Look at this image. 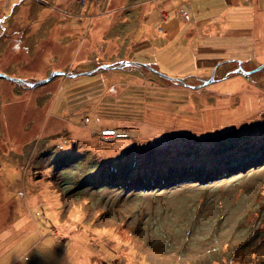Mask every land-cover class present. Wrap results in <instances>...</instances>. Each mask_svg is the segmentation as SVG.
<instances>
[{
	"label": "rangeland",
	"instance_id": "1",
	"mask_svg": "<svg viewBox=\"0 0 264 264\" xmlns=\"http://www.w3.org/2000/svg\"><path fill=\"white\" fill-rule=\"evenodd\" d=\"M56 71L0 77V264H264V0H0Z\"/></svg>",
	"mask_w": 264,
	"mask_h": 264
},
{
	"label": "water",
	"instance_id": "2",
	"mask_svg": "<svg viewBox=\"0 0 264 264\" xmlns=\"http://www.w3.org/2000/svg\"><path fill=\"white\" fill-rule=\"evenodd\" d=\"M130 63H132V62H130V61H124V62H121L119 65H122V64H130ZM238 63H240V62H238ZM136 64L141 65V66H146L144 63L136 62ZM101 66L104 67V68L113 67V65H110V64H102ZM146 67H148V66H146ZM148 68H150V67H148ZM239 68H241L240 65H239ZM94 70L95 69L89 70V71H83V72H81V74H90ZM240 71L242 72L243 70L240 69ZM156 73L158 75L162 76V77L169 78L168 76H166L165 74H163L160 71H156ZM58 74L71 75V76L75 75V74H66L65 72H62V71H56V72L50 73V76H48L46 78L38 79V80H35V81H32V82H27V81H24L23 79L21 80L20 78H16V77H13V76H8L7 74L1 73V72H0V77L6 78V79H8L10 81H13V82H16V83H23V84H25L27 86L32 87V86H36V85H38L40 83H44V82L48 81L53 75H58ZM210 80H212V75L210 76V78L208 80L203 81L202 84H206Z\"/></svg>",
	"mask_w": 264,
	"mask_h": 264
},
{
	"label": "built area",
	"instance_id": "3",
	"mask_svg": "<svg viewBox=\"0 0 264 264\" xmlns=\"http://www.w3.org/2000/svg\"><path fill=\"white\" fill-rule=\"evenodd\" d=\"M122 131L125 132L123 129H122ZM122 131H121V129H118V128H114V129L108 130V131L101 130L100 135L103 138H108L109 136H110V138H112V136H113V138H115V136H118L120 133H122Z\"/></svg>",
	"mask_w": 264,
	"mask_h": 264
},
{
	"label": "trees",
	"instance_id": "4",
	"mask_svg": "<svg viewBox=\"0 0 264 264\" xmlns=\"http://www.w3.org/2000/svg\"><path fill=\"white\" fill-rule=\"evenodd\" d=\"M170 171H172L171 173H173L174 174V176H173V180H172V182H178V181H180L179 179V176L177 177V173H179L178 175H182V174H185V173H189V171L191 172V173H193L194 172V170H193V168H185V169H183V170H170ZM166 176H168V175H166ZM163 177H165V176H163Z\"/></svg>",
	"mask_w": 264,
	"mask_h": 264
},
{
	"label": "bare ground",
	"instance_id": "5",
	"mask_svg": "<svg viewBox=\"0 0 264 264\" xmlns=\"http://www.w3.org/2000/svg\"><path fill=\"white\" fill-rule=\"evenodd\" d=\"M256 72H257V71H256ZM108 130H112V129H104V131H108ZM108 138H110V136H109Z\"/></svg>",
	"mask_w": 264,
	"mask_h": 264
}]
</instances>
